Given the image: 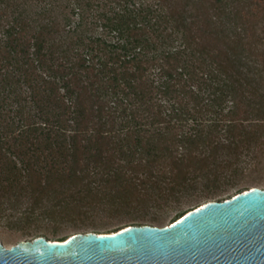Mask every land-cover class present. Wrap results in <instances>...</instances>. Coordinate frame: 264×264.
Segmentation results:
<instances>
[{
  "label": "trees",
  "instance_id": "1",
  "mask_svg": "<svg viewBox=\"0 0 264 264\" xmlns=\"http://www.w3.org/2000/svg\"><path fill=\"white\" fill-rule=\"evenodd\" d=\"M262 131L264 0H0V193L78 189L54 218L169 208Z\"/></svg>",
  "mask_w": 264,
  "mask_h": 264
},
{
  "label": "water",
  "instance_id": "2",
  "mask_svg": "<svg viewBox=\"0 0 264 264\" xmlns=\"http://www.w3.org/2000/svg\"><path fill=\"white\" fill-rule=\"evenodd\" d=\"M0 264H264V190L208 202L164 227L129 226L6 248Z\"/></svg>",
  "mask_w": 264,
  "mask_h": 264
},
{
  "label": "rangeland",
  "instance_id": "3",
  "mask_svg": "<svg viewBox=\"0 0 264 264\" xmlns=\"http://www.w3.org/2000/svg\"><path fill=\"white\" fill-rule=\"evenodd\" d=\"M262 134L264 135V131L259 133ZM258 143L260 146L255 151L251 154L245 152L225 176L210 183V189L203 182L197 193L184 199L182 204L154 208L140 214L97 210L80 218L77 209L64 210L67 215H63V209L59 207L56 208L59 215L54 218L55 205L66 203L78 191L69 185H56L53 191L45 193V199L40 204L32 201L26 193H21L20 196L18 191L0 193V242L6 248H11L21 242H31L41 237L59 242L77 234H107L137 223L143 215L147 218L156 217L162 221L163 226H168L181 211L198 208L209 201L228 200L252 188L264 190V137ZM223 154L225 153L220 152L217 156Z\"/></svg>",
  "mask_w": 264,
  "mask_h": 264
}]
</instances>
